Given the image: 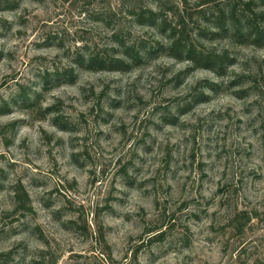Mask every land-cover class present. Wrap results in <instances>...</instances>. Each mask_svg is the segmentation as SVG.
I'll return each instance as SVG.
<instances>
[{"label":"clouds","instance_id":"1","mask_svg":"<svg viewBox=\"0 0 264 264\" xmlns=\"http://www.w3.org/2000/svg\"><path fill=\"white\" fill-rule=\"evenodd\" d=\"M0 264H264V0H0Z\"/></svg>","mask_w":264,"mask_h":264}]
</instances>
